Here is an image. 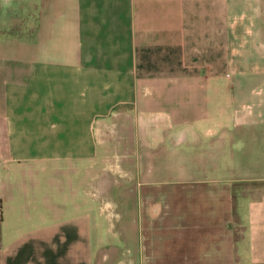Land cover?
I'll use <instances>...</instances> for the list:
<instances>
[{
  "label": "crops",
  "instance_id": "1",
  "mask_svg": "<svg viewBox=\"0 0 264 264\" xmlns=\"http://www.w3.org/2000/svg\"><path fill=\"white\" fill-rule=\"evenodd\" d=\"M33 2L32 48L21 35L0 38L16 53L0 52V264H106L91 239L103 215L96 193L105 161L121 158L108 155V144L121 151L128 143L143 159L194 150L201 177L183 170L182 180L202 187L217 182L222 152L233 166L235 134L253 143L232 181L250 199L237 204L240 192H231L225 223L236 264H264V97L241 105L248 112L233 102L244 88L264 94V0ZM220 78L230 96L224 108L212 106ZM156 94L199 95L202 104L177 124L146 110ZM200 224L194 231L216 226Z\"/></svg>",
  "mask_w": 264,
  "mask_h": 264
},
{
  "label": "rangeland",
  "instance_id": "2",
  "mask_svg": "<svg viewBox=\"0 0 264 264\" xmlns=\"http://www.w3.org/2000/svg\"><path fill=\"white\" fill-rule=\"evenodd\" d=\"M33 1L0 0V38L3 34L13 42L21 35L25 43H31L32 48ZM12 49L0 46V52L9 55L16 54ZM226 83V78L218 80L217 97L214 96L212 106L215 100L219 108H224L230 102ZM254 89H258L257 85ZM253 93L250 88H244L241 94H234V106L240 112H248L247 109L242 110L245 105L252 108L264 97V94ZM146 97L153 99L146 110L167 114L174 123L180 119L177 124L183 119L190 121L194 110L202 104L199 95L156 94ZM170 97L173 98L172 101ZM254 109L256 107L252 109L253 114H256ZM219 119L224 121L226 117L219 116ZM177 127L179 126H174ZM256 128L249 129L254 133ZM128 130L122 127L121 133L126 135ZM153 130L155 133L156 130L165 133L161 128L154 127ZM244 134L245 138L249 136V133L243 132L240 137ZM237 135L235 134V140L230 146L235 158L233 166L228 169L225 167L227 160L222 152L218 157L217 169L212 170L214 173L211 174L217 182L202 187L182 180L185 179L183 170L187 172L186 178L201 177L194 150H190L187 155L184 150H156L152 156L143 159L141 156L135 158V154L129 152L128 143L127 146L123 143L121 151L114 146V142L108 144V155L114 153L121 158L105 161L106 184L96 193L101 201L100 210L103 215L99 220L100 230H97L99 237L91 239L93 248L104 247L106 264H236V252L230 242L232 233L225 220L231 217V192H240L237 204L250 199L242 196L246 189H240L232 181L239 176L236 171L243 170V165L239 163L251 161L249 157L255 153L253 143H243V140L236 139ZM144 142V139H138L139 155L143 152L141 146L145 145ZM112 161L117 165L110 166ZM215 222V229L211 233L204 229L196 230L198 232L193 229L194 223H206L209 226V223ZM200 231H205L203 234L206 233V239L199 238ZM93 233L97 234L96 230Z\"/></svg>",
  "mask_w": 264,
  "mask_h": 264
}]
</instances>
